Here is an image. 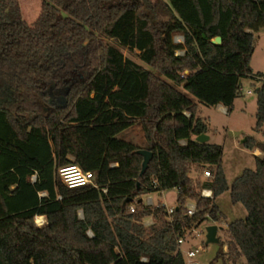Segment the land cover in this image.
<instances>
[{"label":"trees","instance_id":"1","mask_svg":"<svg viewBox=\"0 0 264 264\" xmlns=\"http://www.w3.org/2000/svg\"><path fill=\"white\" fill-rule=\"evenodd\" d=\"M260 27L264 0H42L32 23L19 0H0V264H185L177 240L206 213L222 218L214 199L226 190L247 215L228 223L218 256L264 264V144L255 168L229 186L221 145L195 139L207 134V121L181 90L231 109L242 79L258 81L259 131L264 70L250 67L249 30ZM103 39L137 50L150 68ZM135 124L143 147L117 137ZM245 144L254 147L251 138ZM139 148L153 153L142 176ZM71 163L93 172L95 186L64 184L59 169ZM193 164L210 169L198 185L211 198L197 192ZM171 189L178 193L170 220L160 203L138 202ZM187 201L196 204L193 215ZM148 216L154 222L145 226Z\"/></svg>","mask_w":264,"mask_h":264},{"label":"rangeland","instance_id":"2","mask_svg":"<svg viewBox=\"0 0 264 264\" xmlns=\"http://www.w3.org/2000/svg\"><path fill=\"white\" fill-rule=\"evenodd\" d=\"M42 0H19L23 18L32 23L39 14ZM253 33V53L251 56L250 67L254 73L264 70V27L257 30H249ZM174 42L183 44V39L179 34L173 36ZM180 40V41H177ZM104 42H109L121 50L124 56L136 61L146 68H150L142 62L137 55V50L129 51L126 48L119 46L113 40L103 39ZM184 49H177L176 55H182ZM243 90L237 96L232 104L231 109H227V113L220 111L217 105H206L196 98L191 96L188 92L181 89L187 96L192 97L193 101L197 104L196 116L207 121L210 142L221 145L222 157L221 165L230 186L235 177L240 175L244 169L255 168V156H262V149L258 144H264V137L262 135V128L257 131L255 127V111H256V94L254 92L255 86L249 82L248 79L241 81ZM250 89L251 93L247 94L246 90ZM64 97L62 92L57 98L58 103H62ZM140 127L138 124L120 132L117 137L126 141H132L134 144L143 147L145 145L141 135ZM251 138L254 141V147L251 149L245 143H241L244 138ZM184 142V141H181ZM209 168L200 167L198 164L191 165L190 177L196 184V190L202 196V191L206 188H201L198 184H202L210 177H206L204 170ZM210 170V169H209ZM154 200L159 198L160 204L171 206L175 204L177 191L171 189L162 191L160 193L151 194ZM146 198H144L145 200ZM214 202H216L222 218L216 221L206 219L194 228L186 231L184 236L185 243L182 245L181 250L185 259L186 251L189 249L195 251V256L191 258L192 261L198 264H246L243 256H238L235 262L227 260L223 256H218L220 250L226 251V241L228 239L227 225L229 222L245 218L247 215L246 209L240 203H233L230 198V191L226 190L218 195ZM82 217V212L79 211ZM41 223L37 224V220ZM34 223L37 226H42L45 223V217H35ZM217 225L220 229L217 232L219 243L205 244L206 226ZM91 235V231H88Z\"/></svg>","mask_w":264,"mask_h":264},{"label":"built area","instance_id":"3","mask_svg":"<svg viewBox=\"0 0 264 264\" xmlns=\"http://www.w3.org/2000/svg\"><path fill=\"white\" fill-rule=\"evenodd\" d=\"M180 37L183 39V36L180 35ZM177 41H180V40H177ZM240 90L242 91L243 90V87L241 85L240 87ZM246 93H251V90H247ZM220 110L224 113H227V109L224 108V107H221ZM186 115H189L187 112H185ZM181 142V141H180ZM183 143V142H181ZM204 174L206 177H210L211 176V173H210V170L209 169H205L204 170ZM59 177L61 179V181L66 184L68 187H71V188H74V187H79V186H84V185H88V184H91V185H94V174L93 172L91 171H85L83 170L81 167H79L77 164L75 163H71L67 166H64V167H61L59 169ZM32 180H34L35 176L32 175ZM153 186L156 187V181L154 180L152 182ZM178 193V189H175ZM103 191H106V189H103ZM159 192H162V191H159ZM202 196L204 197H212V192L210 189H204L202 191ZM139 199H141V203L145 206H149V207H154L156 204L154 203V200H153V197L151 196V192H148V193H144L142 194L141 196L138 197ZM144 198H146L144 200ZM136 199V198H135ZM161 206L164 207V210L166 212V218L167 220H170V217H171V214L174 212V208L175 206L174 205H171V206H166L165 204H160ZM185 207H186V212L188 215H193L194 212L196 211V204L192 201H187L185 203ZM130 212L131 213H134L137 211L136 209V205L135 204H132L129 208ZM37 217H43V216H36ZM149 217V216H148ZM152 217V216H150ZM205 217H207L209 219V215L208 213L205 214ZM142 223L145 225V226H149L151 224H153V222L151 221H148L147 220V217H145L142 221ZM194 228V227H193ZM184 241V237L182 238H179L177 240V243H178V246H179V249L181 250V247L180 245L183 243ZM195 256V251L193 250H188L186 251V261H185V264H189L191 262H193L191 260V258Z\"/></svg>","mask_w":264,"mask_h":264},{"label":"water","instance_id":"4","mask_svg":"<svg viewBox=\"0 0 264 264\" xmlns=\"http://www.w3.org/2000/svg\"><path fill=\"white\" fill-rule=\"evenodd\" d=\"M212 43L215 44H220L221 43V37L220 36H216L214 37L212 40ZM197 141L200 142H207L209 141V135L206 133H202L199 134L198 136H196L195 138ZM247 140V138L245 137L243 140H241V143H245ZM136 153L142 156V162H141V169H140V173L139 175L142 176L145 172V170L148 167V164L153 156V153L150 150L144 149V148H139L136 150ZM137 186H139V183H137ZM132 199L131 198H127L124 200V204L131 202ZM141 199L138 200V202H140ZM220 228L217 225H208L206 226V235H205V244H209V243H219V239L217 237V232ZM189 264H198L197 262H191Z\"/></svg>","mask_w":264,"mask_h":264},{"label":"crops","instance_id":"5","mask_svg":"<svg viewBox=\"0 0 264 264\" xmlns=\"http://www.w3.org/2000/svg\"><path fill=\"white\" fill-rule=\"evenodd\" d=\"M243 80V79H242ZM249 80V82L251 83V84H253L254 86H257V85H259V82L258 81H255V80H252V79H248ZM248 90H250V89H248ZM247 91V90H246ZM247 94H249V93H247ZM217 107H218V109L220 110V108L221 107H224V106H222V105H217ZM225 108V107H224ZM221 111V110H220ZM141 131V130H140ZM141 135H142V137H143V133H142V131H141ZM209 140H210V137H209ZM130 142H132V141H130ZM185 142V141H184ZM183 142V143H184ZM210 142V141H209ZM132 143H134V142H132ZM152 193H160L159 191H153V192H151V194ZM152 196V195H151ZM153 200H154V198H153ZM161 200L159 199V198H157L156 200H154V203L155 204H157V203H159ZM216 203V202H215ZM147 220L148 221H151V222H154V220H153V218L152 217H147ZM185 243V241H183V243L180 245V247H182V245ZM189 250H191V249H189Z\"/></svg>","mask_w":264,"mask_h":264},{"label":"clouds","instance_id":"6","mask_svg":"<svg viewBox=\"0 0 264 264\" xmlns=\"http://www.w3.org/2000/svg\"><path fill=\"white\" fill-rule=\"evenodd\" d=\"M40 223H41V221L38 219V220H37V224H40Z\"/></svg>","mask_w":264,"mask_h":264}]
</instances>
